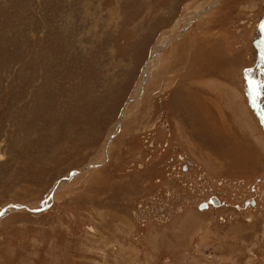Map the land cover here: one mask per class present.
Listing matches in <instances>:
<instances>
[{
	"label": "rangeland",
	"instance_id": "1",
	"mask_svg": "<svg viewBox=\"0 0 264 264\" xmlns=\"http://www.w3.org/2000/svg\"><path fill=\"white\" fill-rule=\"evenodd\" d=\"M206 2L0 0V264H264V0Z\"/></svg>",
	"mask_w": 264,
	"mask_h": 264
},
{
	"label": "bare ground",
	"instance_id": "2",
	"mask_svg": "<svg viewBox=\"0 0 264 264\" xmlns=\"http://www.w3.org/2000/svg\"><path fill=\"white\" fill-rule=\"evenodd\" d=\"M216 0H207V2L204 4L203 7L199 6L197 9L193 10L192 12H190L189 15H185L186 17L183 18V20L185 21H191L192 18L197 15L198 13H201L203 11L206 10V6H211L214 4ZM181 22V19L179 21H177L176 25H175V28L174 30L176 29L178 23ZM169 38H166L165 41H162L160 42L157 47L154 49L153 53H152V57L150 59V61L146 64L144 70H143V73L139 79V82L135 88V96H131L130 99L127 101L126 103V106L124 108V110H122V116H121V120L118 122V127L120 128V125H122V119H124V117L126 116V110L128 108V104L131 100L134 101V99L136 100V97L139 95V93L143 91L144 87H145V84L148 82L149 78H150V75L152 73V67L154 66L155 64V61H157L159 59V56L161 54V51L163 50V48L165 47V44L166 42L168 41ZM128 105V106H127ZM120 123V124H119ZM116 128H117V124H116ZM117 132V131H116ZM231 135V134H230ZM115 136V135H114ZM113 134L109 135L108 138L106 139V147L108 148L110 146V142L111 140L114 138ZM232 136V135H231ZM109 143V144H108ZM225 154V153H224ZM226 156V155H225ZM62 184V182H61ZM58 185L55 186V188L53 189V192L52 193H55L56 189H57ZM54 195V194H53ZM54 197V196H53ZM26 207H29V206H26ZM30 208V207H29Z\"/></svg>",
	"mask_w": 264,
	"mask_h": 264
},
{
	"label": "water",
	"instance_id": "3",
	"mask_svg": "<svg viewBox=\"0 0 264 264\" xmlns=\"http://www.w3.org/2000/svg\"><path fill=\"white\" fill-rule=\"evenodd\" d=\"M119 124H120V123H119ZM108 144H109V143H108ZM94 166H97V165H92V164L87 165V166H85V167H84L83 169H81V170L73 171V172H72V175L79 174V173H81V172L87 170L88 168H91V167H94ZM52 196H53V193L51 194V197H52ZM212 201H213L214 204H216V205L219 204L217 198H212ZM49 204H50V203H47L46 206H45L44 208H47V207L49 206ZM205 206H206V204L204 203V204H202L201 208H204ZM13 207H15V208H22V207H26V206H24V205H14ZM6 209H7V208H5L2 212H0V216L6 211ZM32 211H38V209H37V210H32Z\"/></svg>",
	"mask_w": 264,
	"mask_h": 264
},
{
	"label": "flooded vegetation",
	"instance_id": "4",
	"mask_svg": "<svg viewBox=\"0 0 264 264\" xmlns=\"http://www.w3.org/2000/svg\"><path fill=\"white\" fill-rule=\"evenodd\" d=\"M212 202H213V201H212ZM218 202H219V203H221V201H220V200H218ZM213 203H214V202H213ZM206 205H207V204H206ZM215 205H216V204H215ZM206 207H207V206H206Z\"/></svg>",
	"mask_w": 264,
	"mask_h": 264
},
{
	"label": "crops",
	"instance_id": "5",
	"mask_svg": "<svg viewBox=\"0 0 264 264\" xmlns=\"http://www.w3.org/2000/svg\"><path fill=\"white\" fill-rule=\"evenodd\" d=\"M235 140H236V138H235Z\"/></svg>",
	"mask_w": 264,
	"mask_h": 264
}]
</instances>
